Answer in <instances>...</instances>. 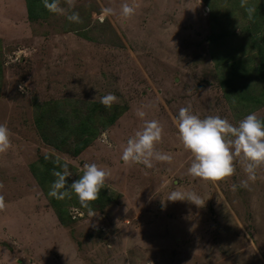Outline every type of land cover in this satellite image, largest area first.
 Segmentation results:
<instances>
[{
    "label": "rangeland",
    "instance_id": "1",
    "mask_svg": "<svg viewBox=\"0 0 264 264\" xmlns=\"http://www.w3.org/2000/svg\"><path fill=\"white\" fill-rule=\"evenodd\" d=\"M123 3L136 8L130 19L119 14ZM61 7L63 15L32 22L25 0H0V124L12 142L0 154V264H264V168L255 181L239 162L224 181L192 178L175 123L188 106L202 119L220 116L234 126L252 113L264 117V103L244 108L225 96L209 39L212 8L205 0H75L74 8L61 0ZM105 7L116 14L103 15ZM73 12L80 22L68 21ZM257 28L253 34L264 33V20ZM255 85L251 94L262 96ZM108 94L128 107L81 154L43 140L39 104L70 99L84 107ZM153 119L164 129L157 149L171 162L125 165L127 140ZM47 152L76 167L72 179L97 164L110 173L105 189L117 198L94 216L72 205L64 222L32 170ZM176 190L194 192L202 204L167 201Z\"/></svg>",
    "mask_w": 264,
    "mask_h": 264
},
{
    "label": "trees",
    "instance_id": "2",
    "mask_svg": "<svg viewBox=\"0 0 264 264\" xmlns=\"http://www.w3.org/2000/svg\"><path fill=\"white\" fill-rule=\"evenodd\" d=\"M25 2L28 18L32 22L47 19L53 14L44 7L42 0H25ZM205 2L212 8L214 33L209 39L213 44L211 50L215 61L217 65L222 66L219 81L225 90V96L230 103L236 106L243 104L244 108L257 105V102L264 103V94L262 96L251 94L254 90L251 84L255 85L253 83L255 78L258 84L255 86L264 91V48L262 47L264 33L253 34V29L258 30V24L260 25L264 20V0H205ZM238 27H241L239 33ZM248 50L252 55L246 58L243 55ZM256 63L258 65H255ZM1 76L2 63H0V89ZM248 81L251 83L249 84ZM233 100L235 102H232ZM46 104L43 106L39 104L37 107L35 115L37 129L43 140L50 146L73 156L81 154L101 133V130L114 124L128 107L113 104L111 109H108L101 101H88L84 103V107H79L74 106V102L70 99H60ZM260 119L264 121V117ZM64 164H67L70 172L76 170L74 165L55 153L47 152L40 155L39 159L32 164V170L47 191L51 205L65 222V219L71 217L70 206L81 205L75 193L72 192H69V196L62 200L49 195L51 185L56 179L52 174L53 170L62 171ZM80 175V173L77 175V179ZM77 179L68 177L67 185L70 186ZM115 198H117L115 191L108 193L103 188L99 199L92 203V210L104 209Z\"/></svg>",
    "mask_w": 264,
    "mask_h": 264
},
{
    "label": "clouds",
    "instance_id": "3",
    "mask_svg": "<svg viewBox=\"0 0 264 264\" xmlns=\"http://www.w3.org/2000/svg\"><path fill=\"white\" fill-rule=\"evenodd\" d=\"M44 7L52 13L63 15L66 11L61 7V0H42ZM68 8L75 7V0H64ZM243 6V2H242ZM135 6L123 3L120 15L130 19L135 15ZM105 16L115 15L111 7L102 9ZM70 22H80L78 13L67 16ZM23 90V86L21 88ZM116 97L108 94L101 98V103L111 109ZM136 115L144 119L146 113L138 109ZM178 136L185 151L190 153L191 162L188 175L213 184L224 181L236 173V163L242 166L248 180L255 181L257 172L264 168V121L256 113L247 115L237 126L220 116L200 118L191 111V107H181L175 120ZM164 129L158 120H144L143 126L131 136L123 147L121 160L125 165L142 164L153 168V161L171 162L172 157L157 149L162 142ZM109 147L112 145L109 144ZM12 147L11 133L6 124H0V154H6ZM56 179L51 185L49 195L57 199H64L69 192L75 193L81 207L94 216L92 203L100 197L105 188L106 179L110 173L95 163L85 164L82 175L67 185V178L72 175L67 164L62 171L53 170ZM248 180L242 181L244 187ZM167 201H190L197 206L202 204L201 198L194 192H171ZM6 209L5 199L0 195V211Z\"/></svg>",
    "mask_w": 264,
    "mask_h": 264
}]
</instances>
